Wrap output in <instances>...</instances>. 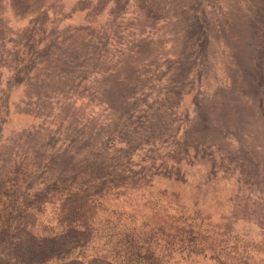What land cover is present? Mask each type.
<instances>
[{
	"label": "rangeland",
	"instance_id": "obj_1",
	"mask_svg": "<svg viewBox=\"0 0 264 264\" xmlns=\"http://www.w3.org/2000/svg\"><path fill=\"white\" fill-rule=\"evenodd\" d=\"M262 19L264 0H0V220L130 188L264 245Z\"/></svg>",
	"mask_w": 264,
	"mask_h": 264
},
{
	"label": "trees",
	"instance_id": "obj_2",
	"mask_svg": "<svg viewBox=\"0 0 264 264\" xmlns=\"http://www.w3.org/2000/svg\"><path fill=\"white\" fill-rule=\"evenodd\" d=\"M203 39L192 38L196 64ZM151 197L130 188L105 200L69 194L44 217L21 206L12 221L0 220V264H264V245Z\"/></svg>",
	"mask_w": 264,
	"mask_h": 264
}]
</instances>
